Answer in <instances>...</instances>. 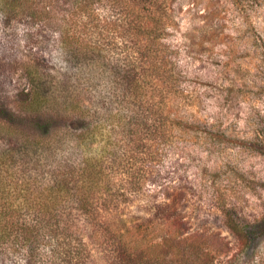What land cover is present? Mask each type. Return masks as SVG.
<instances>
[{"label": "trees", "instance_id": "16d2710c", "mask_svg": "<svg viewBox=\"0 0 264 264\" xmlns=\"http://www.w3.org/2000/svg\"><path fill=\"white\" fill-rule=\"evenodd\" d=\"M72 1L67 82L27 65L15 108L0 107V199H20L14 226L0 208L2 250L23 264H264V202L249 220L217 196V226L164 190L131 210L146 185L162 188L153 167L182 122L168 110L184 93L165 42L175 0Z\"/></svg>", "mask_w": 264, "mask_h": 264}, {"label": "rangeland", "instance_id": "374dc122", "mask_svg": "<svg viewBox=\"0 0 264 264\" xmlns=\"http://www.w3.org/2000/svg\"><path fill=\"white\" fill-rule=\"evenodd\" d=\"M74 5L72 0H0V107L15 108L26 87L27 65L42 70L47 84L67 82L72 70L61 54L60 35ZM171 11L165 42L184 93L168 110L182 122L171 126L172 139L160 146L161 160L153 167L162 188L146 185L131 210L164 190L179 193V205L195 211V221L206 218L218 225L217 196L251 220L264 202V0H175ZM9 141L0 129V151ZM95 151V144L87 149ZM0 173L8 182L1 167ZM4 198L0 208L7 216L1 224L14 226L18 212L12 208L20 199ZM23 219L30 223L33 217ZM3 250L0 264H23L21 255Z\"/></svg>", "mask_w": 264, "mask_h": 264}]
</instances>
